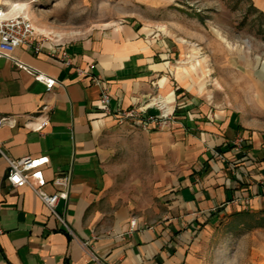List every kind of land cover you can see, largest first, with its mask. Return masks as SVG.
<instances>
[{"label":"crops","instance_id":"obj_1","mask_svg":"<svg viewBox=\"0 0 264 264\" xmlns=\"http://www.w3.org/2000/svg\"><path fill=\"white\" fill-rule=\"evenodd\" d=\"M252 1L264 12V0ZM143 34L125 22L72 41H46L39 53L19 46L15 59L0 58V143L10 158L42 160L43 189L67 192L56 209L72 231L30 187L9 183L0 155V264H98L93 254L102 264H187L205 227L222 218L264 215V127L209 113L185 91L176 94L169 46ZM29 69L54 78V87L47 90ZM93 75L108 87L113 111L176 110L175 135H189L197 160L174 179L159 221L134 215L109 191L112 149L102 140L114 126H136L99 110L101 87Z\"/></svg>","mask_w":264,"mask_h":264},{"label":"rangeland","instance_id":"obj_2","mask_svg":"<svg viewBox=\"0 0 264 264\" xmlns=\"http://www.w3.org/2000/svg\"><path fill=\"white\" fill-rule=\"evenodd\" d=\"M14 1L26 4L47 41H72L125 22L143 35H157L169 46L176 94L185 91L209 113L233 114L264 127V12L252 0ZM175 111L154 114L162 115L155 126L123 122L136 127L114 126L102 140L112 149L109 191L151 222L166 215L174 179L193 170L197 160L189 135H175ZM204 230L189 249L187 264H264V215L222 218Z\"/></svg>","mask_w":264,"mask_h":264},{"label":"built area","instance_id":"obj_3","mask_svg":"<svg viewBox=\"0 0 264 264\" xmlns=\"http://www.w3.org/2000/svg\"><path fill=\"white\" fill-rule=\"evenodd\" d=\"M44 33L40 32L34 25L31 17L24 12L13 10L8 3L0 2V58L6 57L15 59L13 52L19 46H25L35 53H39L47 41V38L43 37ZM66 63H70V59H64ZM19 66L28 69L23 63H19ZM93 68V65L90 66ZM35 74V78L46 86L47 90H51L56 80L48 75L41 73L38 70L29 69ZM79 75H87L84 70L78 71ZM91 80L100 85L101 92L99 96L98 108L106 115H112L119 122L133 121L142 127H148L156 125L162 115L158 116L154 114H148L147 108L128 107L113 111L111 107V95L108 87L105 85L104 80L100 76H90ZM163 114V113H162ZM47 124V120H44L38 126V129H42ZM0 155L4 157L8 163L7 180L12 186L15 187H30L34 193L40 198V200L46 205L50 213L54 215L66 228L71 231L68 223L58 213L56 207L60 199L67 198V192H56L53 194L47 193L43 189L45 184V178L40 169L42 160L39 158L33 159L32 157H23L21 159H13L6 155L3 146L0 143ZM68 181L69 177L66 176ZM137 219L133 218L130 223L134 228ZM2 230L0 229V233ZM94 260L98 264H102L96 255H92Z\"/></svg>","mask_w":264,"mask_h":264},{"label":"bare ground","instance_id":"obj_4","mask_svg":"<svg viewBox=\"0 0 264 264\" xmlns=\"http://www.w3.org/2000/svg\"><path fill=\"white\" fill-rule=\"evenodd\" d=\"M8 5H10V7L13 10H17V11H21V12L27 13V11H26V4L25 3H21V2H17V1H12V2H9ZM186 72H188L187 69H186Z\"/></svg>","mask_w":264,"mask_h":264}]
</instances>
